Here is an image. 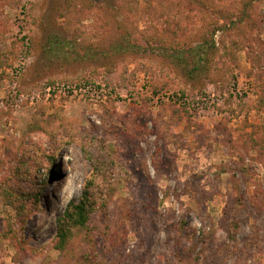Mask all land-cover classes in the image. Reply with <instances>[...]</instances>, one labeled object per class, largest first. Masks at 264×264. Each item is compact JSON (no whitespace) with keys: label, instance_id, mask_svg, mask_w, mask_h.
Returning <instances> with one entry per match:
<instances>
[{"label":"rangeland","instance_id":"374dc122","mask_svg":"<svg viewBox=\"0 0 264 264\" xmlns=\"http://www.w3.org/2000/svg\"><path fill=\"white\" fill-rule=\"evenodd\" d=\"M0 264H264V0H0Z\"/></svg>","mask_w":264,"mask_h":264},{"label":"trees","instance_id":"16d2710c","mask_svg":"<svg viewBox=\"0 0 264 264\" xmlns=\"http://www.w3.org/2000/svg\"><path fill=\"white\" fill-rule=\"evenodd\" d=\"M204 54H206V49H204V46H199L191 50L189 56L192 61V64L195 66L193 68L194 72H191L192 74L191 76H193L194 73L201 70L200 66L202 65ZM185 62L187 63V60ZM89 190L90 189L86 187L84 191V195H85L84 199L79 204H75V203L71 204L67 208L62 218L60 219V223L62 224L60 225L59 228L60 230L59 238H61V240L66 239V235L67 233H69L68 229L71 225L75 224L73 226L84 227L88 222L90 214L93 211L92 200H91L92 197H90L89 195L90 193Z\"/></svg>","mask_w":264,"mask_h":264}]
</instances>
